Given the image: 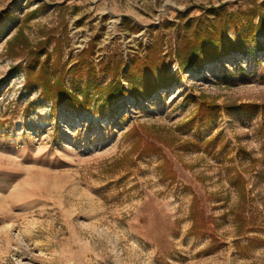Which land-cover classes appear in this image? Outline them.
<instances>
[{
  "label": "rangeland",
  "instance_id": "obj_1",
  "mask_svg": "<svg viewBox=\"0 0 264 264\" xmlns=\"http://www.w3.org/2000/svg\"><path fill=\"white\" fill-rule=\"evenodd\" d=\"M262 2L0 0V264H264V242L246 247L247 237L264 241V37L201 68L181 70L174 55L216 10ZM19 29L33 45L50 37L49 51L59 43L51 63L59 53L80 96L119 65L130 91V59L155 43L175 77L146 96L138 81V96L111 106L54 108L27 87L28 57H11ZM201 100L215 105L210 117H195ZM142 130L171 145L160 144L177 182L162 179L158 154L124 174L132 156L119 160Z\"/></svg>",
  "mask_w": 264,
  "mask_h": 264
},
{
  "label": "trees",
  "instance_id": "obj_2",
  "mask_svg": "<svg viewBox=\"0 0 264 264\" xmlns=\"http://www.w3.org/2000/svg\"><path fill=\"white\" fill-rule=\"evenodd\" d=\"M255 16L258 18L257 21ZM246 19L247 21H245ZM258 37H264V0L261 4L255 5L254 9L249 12L229 11L225 7L216 10L214 18L209 20L207 26H199L192 34L185 33L181 36L174 55L181 70L201 68L207 63L219 60L230 53L244 52L251 43H257ZM50 40L49 37L33 45L23 31L19 29L18 34L10 42L9 52H12L11 57L13 58L28 57L24 68L27 87L30 89L34 86L39 87L43 96L53 103L54 108L61 105L76 112H83L95 108L98 102H102L105 106H111L116 100L128 93L134 92L138 96L136 93L138 92V81L143 82L144 92L141 95L146 96L161 86L167 85L169 78L175 77V75L169 74V67L173 58L167 61V54L164 55L162 46L155 43L150 47L145 58L130 59L126 69V74L129 75L131 82L130 91L126 89L120 78L122 68L119 65L109 83L96 86L93 95H90L85 89L80 96L68 87L65 73L59 72L58 65L61 63L59 53L57 59L51 63L53 52H57L60 46L58 43L53 51H49L48 43ZM80 62L85 63V59H81ZM107 70L110 71V69ZM252 106V104L244 105L245 108ZM215 110V105L201 100L195 117H210ZM136 134L137 139L132 145L131 151L119 160L128 159L132 156L130 165L128 169H125L124 174H130L131 168L135 167L137 161L143 156L158 154L163 156V162L158 165L162 179L170 180L171 183L177 182L178 174L170 160L164 156L160 146V144L167 147H171V145L151 133H144L143 130L142 132L137 131ZM181 144L178 147L183 148L184 145ZM233 178V184L238 193L244 196L246 194V179L243 172L237 170L233 174ZM195 199L197 200V196ZM237 216L239 224L242 226L240 235L243 236L246 232L251 231L248 228L250 221L243 213L237 214ZM256 242L258 245H262L264 241L258 236L247 237L246 247H251ZM237 244L241 246L242 243L239 241Z\"/></svg>",
  "mask_w": 264,
  "mask_h": 264
}]
</instances>
